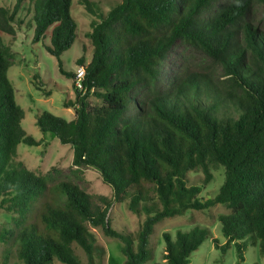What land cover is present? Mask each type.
<instances>
[{
  "label": "trees",
  "instance_id": "obj_1",
  "mask_svg": "<svg viewBox=\"0 0 264 264\" xmlns=\"http://www.w3.org/2000/svg\"><path fill=\"white\" fill-rule=\"evenodd\" d=\"M13 1L0 6V209L13 224L0 230V243L10 244L5 254L23 264H85L76 243L94 264L103 248L90 224L123 241L124 264H145L160 221L222 204L230 210L219 217L227 242L217 247L235 245L244 259L251 244L264 255V32L255 19L264 0H121L108 10L80 0L93 46L89 62L85 49L78 59L86 91L75 85L76 98L63 104L75 109L74 119L45 110L37 125L71 146L73 166L99 171L114 191V199L101 198L105 207L77 182L57 178L56 168L37 174L16 159L20 143L37 146L44 137L22 125L25 110L8 76L14 51L3 35L16 36L23 11L31 13L34 41L48 36L47 51L74 78L62 54L78 40L79 21L75 0ZM179 41L222 66L224 78L195 72L164 85L162 69ZM91 93L101 102H87ZM213 165L224 167L225 179L203 199L188 173L202 168L208 183ZM126 195L130 210L144 216L136 236L115 230L108 214ZM209 235L200 226L166 231L163 261L154 264H190Z\"/></svg>",
  "mask_w": 264,
  "mask_h": 264
},
{
  "label": "rangeland",
  "instance_id": "obj_2",
  "mask_svg": "<svg viewBox=\"0 0 264 264\" xmlns=\"http://www.w3.org/2000/svg\"><path fill=\"white\" fill-rule=\"evenodd\" d=\"M104 10L116 5L121 0H91ZM13 0H0V6H13ZM12 3V5H10ZM25 6L30 7V0H25ZM75 15L79 21V36L75 44L62 54L64 69L76 74L78 59L84 54L86 61L91 60L93 46L86 35L90 26V18L80 0L74 2ZM24 23L19 27L16 36L3 35V39L14 51L13 65L8 71V76L15 88L16 100L25 110V118L22 125L26 131L36 139L44 141L37 146H30L20 143L16 159L36 172L45 174L52 168H56L57 178L71 179L77 182L85 191L92 195L96 205L105 207L102 197L109 200L114 199V191L110 185L103 182L98 170L93 167L73 166V149L69 145L62 144L59 139L50 134H44L37 125V118L40 113L47 110L55 115L68 120L74 119L75 109L65 107V101L76 98L74 78L63 74L59 68L57 57L51 55L45 42H50L49 37L40 41H34V27L31 25L32 14L23 11ZM256 22L264 32V11L263 6H256ZM200 74L208 73L224 78V69L216 65L212 59L202 50L177 42L162 69L163 84L168 82L170 76L184 75L187 73ZM91 104L101 102L95 94L91 93L87 99ZM212 178L205 182L207 173L202 168H197L188 173V184L202 186L199 196L203 199L215 196L225 179L223 166H211ZM130 197L126 195L122 201L114 202L108 214L111 218L113 228L119 232L138 234L144 216H139L130 210ZM229 208L218 204L209 210H188L183 215L169 217L160 221L151 236L152 258L145 264H154L163 261L165 240L163 234L166 231L176 234L178 229L191 230L196 226L207 228L211 235L207 236L201 246L192 254L190 264H264V255L261 254L258 246L251 244L244 251V259H241L237 248L232 245L229 248L224 246L227 239L222 231L220 215L229 213ZM12 229L11 219L4 209H0V230L3 228ZM98 237V244L103 248L101 254H96L94 264H124L126 256L122 252L123 241L119 238L107 236L102 227H95L88 224ZM10 244L0 243V264L8 259L10 264H23L16 257H8L5 254ZM72 247L81 257L85 264L89 259L84 250L76 243ZM53 264H66L58 259Z\"/></svg>",
  "mask_w": 264,
  "mask_h": 264
},
{
  "label": "built area",
  "instance_id": "obj_3",
  "mask_svg": "<svg viewBox=\"0 0 264 264\" xmlns=\"http://www.w3.org/2000/svg\"><path fill=\"white\" fill-rule=\"evenodd\" d=\"M85 76H86V69L84 66L80 65L76 70V76L74 77V82L76 87L83 92L86 91V88L83 83Z\"/></svg>",
  "mask_w": 264,
  "mask_h": 264
}]
</instances>
